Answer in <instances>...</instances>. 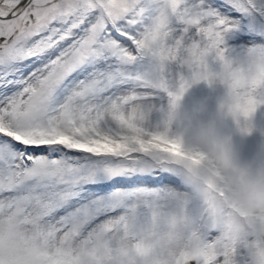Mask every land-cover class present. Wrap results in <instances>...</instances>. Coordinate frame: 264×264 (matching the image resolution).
<instances>
[{"label":"snow or ice","instance_id":"6c2138e0","mask_svg":"<svg viewBox=\"0 0 264 264\" xmlns=\"http://www.w3.org/2000/svg\"><path fill=\"white\" fill-rule=\"evenodd\" d=\"M165 30L177 48L213 39L227 65L234 47L264 51V0H0V264H171L165 242L193 228L209 264H244L157 116L161 93L210 78L155 66Z\"/></svg>","mask_w":264,"mask_h":264},{"label":"clouds","instance_id":"9594fccd","mask_svg":"<svg viewBox=\"0 0 264 264\" xmlns=\"http://www.w3.org/2000/svg\"><path fill=\"white\" fill-rule=\"evenodd\" d=\"M160 7L163 12V4ZM169 38L171 32L167 30L150 38V43L159 39L162 46L157 50L155 66L182 65L183 75L190 78L192 68L203 64L210 73L209 79L191 83L174 103L168 97L161 113L166 127L174 133L176 144L194 158L193 170L199 177L193 189L199 201L198 212L212 219L217 235L222 238V247L229 253L243 245L247 249L244 264H264V129H258L252 119L264 105V51L244 52L227 65L219 61V69L212 70L208 59L217 60L213 39L189 41L177 48L175 42L167 43ZM164 48L171 52L163 51ZM201 81L222 87L215 97L214 110L206 117L201 115L207 111L205 101H195L190 108L183 103L189 88ZM247 98L258 103L245 117L234 111L233 106L237 100ZM229 122L241 135L259 131L260 140L250 160L241 161L232 133L226 130ZM165 249L171 264H177L181 257L196 264L211 261L212 250L199 242L195 228L189 230L182 247H169L165 242Z\"/></svg>","mask_w":264,"mask_h":264},{"label":"rangeland","instance_id":"374dc122","mask_svg":"<svg viewBox=\"0 0 264 264\" xmlns=\"http://www.w3.org/2000/svg\"><path fill=\"white\" fill-rule=\"evenodd\" d=\"M244 54V51L238 47H234L230 55L233 59L240 57ZM209 66L212 70H218L220 67V62L218 60H213L211 57L208 59ZM173 69L180 68L179 65L175 63L172 65ZM183 71V69H181ZM222 92V87L219 85L211 86L204 81H201L197 84L191 86L184 97V106L191 107V105L198 100L205 101L207 105V111L202 113L203 117H206L207 114L214 110V100L217 95ZM168 100L166 93H161L157 98L158 107L164 108ZM161 113H157V116ZM253 122L258 129H264V105H261L253 114ZM227 131L232 133V139L234 146L237 149L238 155L242 162L248 161L251 159L253 152L255 151L257 144L260 140L259 131H253L248 135H241L237 133L231 123H228ZM214 234H218L217 230H213ZM207 238V237H206ZM193 264H196L194 261Z\"/></svg>","mask_w":264,"mask_h":264},{"label":"water","instance_id":"95a60500","mask_svg":"<svg viewBox=\"0 0 264 264\" xmlns=\"http://www.w3.org/2000/svg\"><path fill=\"white\" fill-rule=\"evenodd\" d=\"M194 263V261H188L187 262V264H193Z\"/></svg>","mask_w":264,"mask_h":264}]
</instances>
